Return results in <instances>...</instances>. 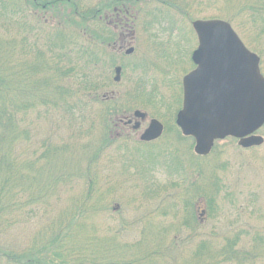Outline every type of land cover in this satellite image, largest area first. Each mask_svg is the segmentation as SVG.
Listing matches in <instances>:
<instances>
[{
	"label": "rangeland",
	"instance_id": "374dc122",
	"mask_svg": "<svg viewBox=\"0 0 264 264\" xmlns=\"http://www.w3.org/2000/svg\"><path fill=\"white\" fill-rule=\"evenodd\" d=\"M2 1L0 101L7 102L9 111L18 110L16 122L19 133L16 140L6 143V149L0 147V159L4 155L9 157L8 161L15 159V163L34 162L32 169H22L26 174L44 179L45 187L40 185L41 188H37L35 185L25 192V198L29 200H32L31 195L33 198L40 193L44 195L40 200H32L34 206L40 207L35 213H26V210L10 212V221L7 216L0 220V246L18 245L24 249L35 241L40 243V238L49 231L51 224L61 214L72 211L76 204L72 200L83 197L89 190L91 185L89 187L88 179L93 177L94 194H104L103 204L110 209L91 217L86 228L87 231L91 229L90 236L97 238L116 230L119 244L132 243L134 248H138L142 241L148 242V250L152 245L158 250L153 255V260L158 264H187L194 261L193 253L197 252L198 244L203 239L209 241L211 252V255L207 253L204 256L203 262L264 264V144L245 149L236 138L228 137L217 143L214 154L198 162L197 158L192 157L193 140L190 138L180 142L176 135V116L183 103V77L195 67L191 54L198 46V38L193 22L197 19L231 22L247 46L262 57L261 68L264 72V0H148V8L145 0H108L106 10L109 6H119L123 16L132 18L126 23L132 24L137 31H134L133 37L129 36L131 42L125 50L118 53L121 62L118 61L112 68L102 67L103 70L94 67L95 70L86 73L78 68L75 74L69 69L83 67L85 59L79 60L74 47L68 50L65 45L51 50L53 35L57 26H72L77 31L89 26L91 31L105 32L103 38L111 40L105 49L111 51L112 42L114 39L118 41L122 31L111 27L108 19H102V11L97 12L101 0H66L69 2L57 5L51 12L56 19L52 17L48 22L36 2L24 6V12L20 13L12 4L19 0ZM82 15H89L90 18L85 21ZM79 33L72 34L73 41L78 43L76 46L86 42ZM125 33L130 34L131 31ZM131 47L135 51L131 55L126 54L125 51ZM39 51L45 55L47 63L59 66L63 73L67 72V76L62 73L55 84L59 106L38 100L35 107L17 108L21 106L19 99L24 100L18 91L22 92L26 88L24 86L36 78H49L47 68L30 72L33 78H26L32 62L38 60ZM118 65L122 66L121 82L113 81L96 92L81 88L84 74L97 80L101 79V70L113 80ZM132 66L137 69L132 70ZM79 86L83 90L79 93L80 98L88 104L84 109H80L78 102L76 104L78 93L74 95ZM38 90L37 99H48V92ZM95 95L100 98L106 95L107 99L115 95L117 98L115 101L97 102L93 99ZM112 108L121 112H115ZM138 109L147 112L148 118L155 117L164 123V137L158 145L171 142L168 147L171 154L166 156L167 160L176 161L172 156L180 153L182 165L186 168V175L184 172L183 175L188 176L186 180H179V174V177L170 176L165 166L154 168L157 160L166 159L148 158V153L138 149L140 135L149 123L145 120L135 129V122H127L135 118L134 112ZM106 115L113 118L107 130L103 120ZM92 119L96 126L88 132ZM107 133L113 136V143L93 162L91 155L103 144V137ZM258 134L264 136V127ZM178 147L181 152L175 151H179ZM52 149H56L55 155L51 154ZM126 164L129 165L127 171ZM143 164L151 171L148 179L139 174ZM199 167L205 169L204 177L199 182L197 178L193 179L199 186L206 183V188L198 191L193 179L190 181V173ZM170 181H178L181 186L176 188ZM215 182L219 190L213 193L211 189ZM153 183L166 187V190L154 194L150 190ZM147 193L154 197H144ZM205 193L214 203L211 210L206 205ZM165 200L169 201L170 206L177 205L176 213L170 210L168 214H162L167 204ZM186 200L190 212H196L201 228H195L197 223L193 221V216L190 217L191 213L188 215L189 226L182 224ZM116 207L119 210L113 211L112 208ZM87 236L85 233L71 238L78 239L84 248L89 244L83 240ZM235 238H238L235 248L242 250V254L252 255L248 256L247 261L224 260V255L219 253L228 239ZM95 241L91 244L98 247ZM129 249H121L126 253H116L114 258H98L101 260L99 263L146 264L145 260L136 263L135 260L145 256L138 250L130 252ZM5 263V259H0V264Z\"/></svg>",
	"mask_w": 264,
	"mask_h": 264
},
{
	"label": "trees",
	"instance_id": "16d2710c",
	"mask_svg": "<svg viewBox=\"0 0 264 264\" xmlns=\"http://www.w3.org/2000/svg\"><path fill=\"white\" fill-rule=\"evenodd\" d=\"M20 1H22L20 3ZM4 2V0L2 1ZM35 3V0H19L16 2H13L12 4L15 5L16 11L17 9L20 11V13L24 12V6L28 7V4L33 5ZM5 5V4H4ZM75 6H77L75 4ZM4 7V6H3ZM3 10L0 11L2 14ZM85 18V21L90 18L89 15H82ZM47 18V17H46ZM55 20L56 17H53ZM50 20V18H49ZM57 31L53 35V42L51 43V50L57 49L58 47L65 45L68 46V50H72V48H76L77 56L80 59H85V65L83 67H73L69 70L72 72L77 71L78 68H82V73H86V71H93L95 70L94 67H99V69L102 67H109L112 68L113 65H116L119 61L118 52H116L115 49L111 48V51H106L105 47H107L111 40L104 39V31H91L89 26L81 27V31H77L72 26H63V28H60L57 26ZM90 30V31H89ZM79 33L81 37L86 39V42L83 43V45L76 46L78 43L76 41H73L72 34L73 33ZM95 32V33H94ZM109 33H111L109 31ZM70 34V36H69ZM102 35V36H101ZM57 37V38H56ZM103 38V39H102ZM79 47V48H78ZM73 48V49H74ZM78 48V49H77ZM38 60L32 62V65L30 67V71L27 73L29 74L26 78L30 79L29 77H32L30 75V72L36 73L38 70L41 71L47 68L49 73V78H45L44 80L40 78H36L32 80L31 82L27 83L28 86H24L22 92L18 91V95H21L24 97V100L19 99V104L21 106H18L17 108L22 109H28L30 107H35L36 104H38V100L42 103H46L47 105H55L59 106V95L57 91L56 81L59 78V76L63 73L59 66H56L55 64H50L45 61V55L39 51L37 53ZM121 62V61H119ZM123 66L126 68V64L124 63ZM139 68L138 65H135ZM132 66V70L137 69V67ZM131 67V66H128ZM144 69H146V66H142ZM92 68V69H90ZM90 69V70H89ZM103 70V69H102ZM81 72V71H80ZM64 76H67V72L63 73ZM99 76L101 79H93L89 77L87 74H84V80H83V87H81L84 91H92L95 92L102 86L110 85L114 83V79L112 80L109 74H106L105 71H101L99 73ZM1 81V80H0ZM35 82V83H34ZM19 84V82H16ZM14 86V85H13ZM15 88V87H14ZM80 88V86L75 90L74 95L76 96L78 93V98L76 101V104L78 102V105L81 104L80 109H84L86 105L85 101H82L81 96L79 93L83 91ZM38 89L42 90V93H47L48 99L41 97L40 99H37L38 96ZM24 92V93H23ZM117 96H112L110 99L106 97V95L103 98H100V96L95 95L93 97L94 100L97 102H106L107 100H113L115 101ZM8 104L7 102L0 101V147L2 149H6V143L8 141H14L17 139V135L19 132H17L18 129V123L16 122V112L18 111H9L7 108ZM106 106L105 108H107ZM113 110V108H112ZM115 112H121V110H113ZM119 114V113H118ZM104 123L107 124L106 130L111 126L113 123V118L111 116L108 117V115L103 118ZM94 119L91 120V123L88 127V132L95 129V123L93 122ZM83 134V133H82ZM177 139L180 142H183L186 139H189V137H185L182 135L181 131L178 128V132L176 133ZM109 133L105 134L103 137V144L96 148L95 151H93V154L91 155V160L97 161L101 156L102 152L113 143L112 137H110ZM118 138H122L119 136ZM171 142H166L163 144H159V141L157 142H142L139 141L140 146L138 147L139 150L144 151L148 153V158H156L158 159H166L167 155H170V150H168L169 144ZM121 144V143H119ZM193 144V142H192ZM176 145V144H174ZM88 146V145H87ZM121 146V145H119ZM86 147V146H84ZM217 147V146H216ZM215 147V149H216ZM178 150H175L176 152H181L180 148L178 147ZM191 149L193 151V148L191 146ZM215 149L212 151L211 154L215 153ZM191 151V152H192ZM56 149H52L51 154L55 155ZM192 154V153H191ZM194 154V155H193ZM192 157L197 158L198 162L200 160L206 159L208 156H199L195 152H193ZM173 158H176V161H170V160H157L154 168L157 166H165L166 169L169 171L170 176H176L180 178L179 180H182V178H185V180L188 178L186 175V168L185 165L182 162V157L180 153H177L176 156H172ZM7 158L4 155H2L0 159V220L4 219L7 216V220L10 221V212H21L26 210V213H35L37 209L40 207L33 205V199L34 200H40L44 198V195L40 193L38 197H34L31 195L32 200L25 198V192L29 190L31 187L37 185V188H41L40 185L45 187L43 185L45 183L44 179H39L38 176L30 175L24 173V168H30L32 169L34 166V162H18L15 163V159L8 161ZM129 165H125L126 171L128 170ZM23 168V169H22ZM153 170V169H152ZM195 172V175H194ZM151 171H148L147 166L143 164L142 170L139 172L140 175L146 177L148 179ZM179 174V175H178ZM205 169L202 167L195 168L194 171L190 173V181L191 179L197 178L198 182L200 179L204 177ZM174 179V178H173ZM193 184L197 188V190H204L206 187V183H201L199 186V183L197 181H194ZM219 180V178H217ZM92 181L95 182V179L93 177H90L88 179L89 190L80 198L72 200L73 203L75 201V206L69 213L61 214L57 220H55L51 226L49 231L46 232V234L40 238V243L35 241L33 244L26 246L24 249L22 247H19L18 245L15 246H9V247H2L0 246V259L6 261L5 264H86V262L94 261L92 264H98L99 260L98 258L108 259V258H114L116 256V253L124 254L125 251H121V249H129L130 252L133 250H138L142 255L145 257L142 259L135 260L136 263H140V261H146V264H158L153 260V255L158 250L156 247L152 245L150 246V249L148 250V242L142 241L140 243V247L134 248L132 243H125V244H119L118 242V232L116 230L109 231L108 233H105L102 236H98L97 238L90 236L89 234H92L91 229L88 231L86 230L88 224L90 223L91 217L94 216V214L98 212H103L104 210L110 209L109 206H106L103 204L105 201L104 194H94L93 189L95 188V184L92 183ZM172 183V186H175L176 188L181 186L178 181H170ZM214 187L211 189L213 193L217 190H219V185L217 182L212 184ZM152 189H150L154 194H159L160 190H166V187L158 184H151ZM50 188V187H49ZM51 189V188H50ZM102 193H105V191H102ZM204 195V193H203ZM144 197H154L150 194H144ZM206 197V205L208 206L209 210L213 208L212 199L209 198V195L207 196V193H205ZM137 200V199H134ZM167 202V200H165ZM103 204V205H102ZM183 211L185 212V220L182 221V224L185 226H189L190 224V217H192L193 221L197 223L196 226L202 227V224L198 222V218L196 216V212H190L189 210V203L188 200H186L185 205L183 206ZM170 208V209H169ZM177 205L170 206L169 201L164 206L162 210V214H168L169 211L176 213ZM169 209V210H168ZM113 211H118L119 208H112ZM191 213V216L188 215ZM153 228L152 223L150 224ZM192 227V226H191ZM164 230H169V228H165ZM88 234L87 237H85L83 240L86 241V244H88V247H84L83 245L78 242V239H73L71 237L74 236V238H77V236H80L81 234ZM43 235V234H42ZM97 240V246L92 245V242H96ZM175 240V239H174ZM238 238L235 239H228V242L226 246L223 248L222 251H219V253H222L224 255V260H232V259H242L241 261H247L248 256H252L249 254H242V250L238 251L235 246L237 244ZM175 243V242H174ZM132 245V246H131ZM181 246V245H180ZM91 247H94L91 249ZM126 248V249H125ZM177 248H180L179 246ZM87 251V253H85ZM117 251V252H116ZM209 241L208 240H201L198 244L197 252L193 253L192 259H195L194 261H189L187 264H210V262H203L204 256L208 253L211 255V252H209ZM152 252V255H149ZM182 252V251H181ZM264 256V255H262ZM90 259H86V258ZM237 257V258H236ZM264 258V257H263ZM88 264V263H87ZM100 264V263H99ZM103 264H111L108 262H103Z\"/></svg>",
	"mask_w": 264,
	"mask_h": 264
},
{
	"label": "water",
	"instance_id": "95a60500",
	"mask_svg": "<svg viewBox=\"0 0 264 264\" xmlns=\"http://www.w3.org/2000/svg\"><path fill=\"white\" fill-rule=\"evenodd\" d=\"M193 25L199 37L193 54L197 67L183 79L178 126L184 135L194 138L195 152L200 155H208L215 140L230 135L239 138L244 148L262 145L264 137L255 134L264 124V75L259 56L244 45L227 21L197 20ZM121 69L116 68V81L121 80ZM135 116L144 119L146 113L137 110ZM140 124L136 122L134 127ZM163 130L164 125L154 118L141 139L155 140Z\"/></svg>",
	"mask_w": 264,
	"mask_h": 264
},
{
	"label": "flooded vegetation",
	"instance_id": "af4514ba",
	"mask_svg": "<svg viewBox=\"0 0 264 264\" xmlns=\"http://www.w3.org/2000/svg\"><path fill=\"white\" fill-rule=\"evenodd\" d=\"M69 1H66V0H35L39 9L41 11H44L43 16H44V19L46 22L49 21V18H52L54 16V14L51 12L54 11L55 8H57V5H64V3L66 4ZM117 1H119V0H117ZM147 3H148V0H145V4H147ZM77 4L78 3H76V5ZM107 5H108V0H101L100 6H99L100 8L98 7L99 9L97 10V12L102 11L103 12L102 19H104L105 21H106V19H108V23L110 24L111 27L117 28L119 31H122L120 33V37L118 38V41H115V39H114V41L112 42L113 43L112 48L115 49L116 52L121 53L123 51V49L125 50V47L130 44L131 41H129V39L135 35L134 31H137V29H135L132 24L130 25V24L126 23V21L131 20L132 18L129 19V17H125V15L123 16L122 11H120L119 6H109L108 10H106ZM147 8H148V4H147ZM125 12L127 14L131 15V13L128 10H126ZM147 13H148V9H147ZM46 16H48L49 18H46ZM147 17H148V14H147ZM106 25H107V23H106ZM138 29H139V27H138ZM125 31H129V32L131 31L130 34H132V35L126 34ZM129 36H130V38H129ZM109 45H110V43H109ZM117 45H118V47H117ZM125 53H126V51H125ZM191 59H192V54H191ZM261 60H262V57H261ZM145 120L146 121L148 120L150 122L151 118H148V116H147L145 119H142V124L145 123V122H143Z\"/></svg>",
	"mask_w": 264,
	"mask_h": 264
}]
</instances>
